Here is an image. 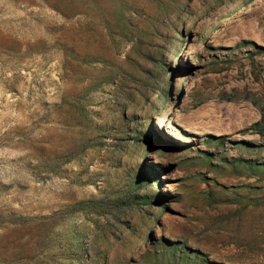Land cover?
Masks as SVG:
<instances>
[{"label":"rangeland","instance_id":"374dc122","mask_svg":"<svg viewBox=\"0 0 264 264\" xmlns=\"http://www.w3.org/2000/svg\"><path fill=\"white\" fill-rule=\"evenodd\" d=\"M254 1L0 0V264H264Z\"/></svg>","mask_w":264,"mask_h":264},{"label":"bare ground","instance_id":"6f19581e","mask_svg":"<svg viewBox=\"0 0 264 264\" xmlns=\"http://www.w3.org/2000/svg\"><path fill=\"white\" fill-rule=\"evenodd\" d=\"M260 6V0H255L253 5H250L248 7V9H252V11H257L258 10V7ZM254 7H256V9H254ZM250 11V10H249ZM241 12V11H240ZM244 12V11H243ZM245 14V13H244ZM240 19L239 15L238 17L235 18L234 22L235 21H238ZM230 24V23H229ZM229 29V28H228ZM196 52V47L195 45H188L186 47V49L184 50L183 52V62H186V61H189V60H192L194 58V54ZM179 116V113L177 111H174L172 114L170 115H166V117L164 118L163 121H160L159 122V128L161 129L163 127L164 124H166V128L169 129L168 131V135L170 137H174V132L172 131V125H173V122L175 119H177ZM178 121V119H177ZM183 127L185 128V130L189 133H195V134H199L201 132L200 131V128L198 127H193L192 125H189L187 123H184L183 124ZM201 131H202V128H201ZM165 134V132H164ZM167 134V133H166ZM176 135V134H175ZM152 160L155 162H157V158L155 156H152ZM151 160V161H152ZM151 168V167H150ZM168 190H171L170 188H168Z\"/></svg>","mask_w":264,"mask_h":264}]
</instances>
